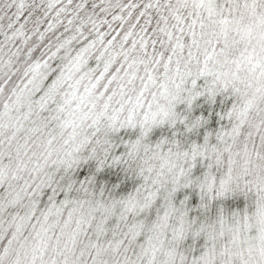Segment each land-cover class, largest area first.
I'll list each match as a JSON object with an SVG mask.
<instances>
[{"label": "snow or ice", "instance_id": "snow-or-ice-1", "mask_svg": "<svg viewBox=\"0 0 264 264\" xmlns=\"http://www.w3.org/2000/svg\"><path fill=\"white\" fill-rule=\"evenodd\" d=\"M0 264H264V0H0Z\"/></svg>", "mask_w": 264, "mask_h": 264}]
</instances>
